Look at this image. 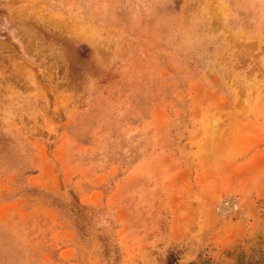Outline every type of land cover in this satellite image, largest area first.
<instances>
[{
    "label": "rangeland",
    "instance_id": "rangeland-1",
    "mask_svg": "<svg viewBox=\"0 0 264 264\" xmlns=\"http://www.w3.org/2000/svg\"><path fill=\"white\" fill-rule=\"evenodd\" d=\"M0 264H264V0H0Z\"/></svg>",
    "mask_w": 264,
    "mask_h": 264
},
{
    "label": "built area",
    "instance_id": "built-area-1",
    "mask_svg": "<svg viewBox=\"0 0 264 264\" xmlns=\"http://www.w3.org/2000/svg\"><path fill=\"white\" fill-rule=\"evenodd\" d=\"M238 210H239V203L234 199H228L224 201L218 208L219 212L226 214H233L238 212Z\"/></svg>",
    "mask_w": 264,
    "mask_h": 264
}]
</instances>
